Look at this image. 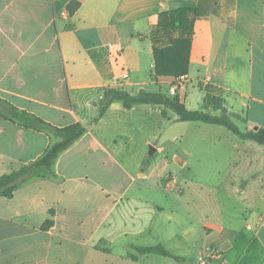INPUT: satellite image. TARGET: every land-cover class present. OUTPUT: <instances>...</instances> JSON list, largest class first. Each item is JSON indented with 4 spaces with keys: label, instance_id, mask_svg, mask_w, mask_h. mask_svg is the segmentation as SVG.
Masks as SVG:
<instances>
[{
    "label": "crops",
    "instance_id": "crops-1",
    "mask_svg": "<svg viewBox=\"0 0 264 264\" xmlns=\"http://www.w3.org/2000/svg\"><path fill=\"white\" fill-rule=\"evenodd\" d=\"M177 10L193 32L179 101L190 87L199 110L211 95L241 131L264 128L262 0H0V176L60 141L23 127L22 112L86 128L50 176L0 197V264H197L203 247L219 252L213 264H264V145L120 102L89 125L106 88L163 94L172 84L152 80L150 32ZM185 123L204 125L193 146L225 138L236 155L203 162L180 153L185 135L164 127ZM155 246L182 260L135 249Z\"/></svg>",
    "mask_w": 264,
    "mask_h": 264
},
{
    "label": "trees",
    "instance_id": "trees-1",
    "mask_svg": "<svg viewBox=\"0 0 264 264\" xmlns=\"http://www.w3.org/2000/svg\"><path fill=\"white\" fill-rule=\"evenodd\" d=\"M262 1L264 2V0ZM188 14L185 10L169 12L163 15L160 23L152 28L150 32V38L154 45V71L152 80L170 79L172 83H175L176 80L187 75L193 33ZM113 102H120L125 109L138 106L159 107L162 110L164 118L167 117V111H171L176 115L177 122H201L221 126L241 140L264 145V128L241 131L228 117L227 110L222 106L221 99L211 95L205 96L201 110L191 111L179 101L178 97L170 98L159 92L151 93L144 91L137 95H132L122 89L106 88L102 99L97 104V115L89 125L97 123ZM20 121L21 125L26 128H33L37 131H41L44 128L51 130L61 136L62 140L49 146L36 161L22 165L19 169L0 176V197L7 199L13 196V192L18 187L28 181L34 178L50 176L49 169L57 156L80 138L86 130L80 123H74L61 128L53 127L40 118L25 112L21 113ZM32 124L37 126L34 127ZM151 159L152 157L143 158L140 168L141 172L146 170ZM50 224V222H46L45 227ZM135 249L142 255L155 254L171 257L177 261L182 260L179 257L172 256L161 246Z\"/></svg>",
    "mask_w": 264,
    "mask_h": 264
},
{
    "label": "rangeland",
    "instance_id": "rangeland-1",
    "mask_svg": "<svg viewBox=\"0 0 264 264\" xmlns=\"http://www.w3.org/2000/svg\"><path fill=\"white\" fill-rule=\"evenodd\" d=\"M192 89L189 87L187 91V97L185 100V107L188 110L191 111H199L200 109V101L198 102L197 99H199V95L195 91H191ZM165 91V90H164ZM180 91V89L178 90ZM195 92V93H191ZM165 95V94H164ZM166 96V95H165ZM168 117H176V115L168 111ZM232 122L238 126L241 130H243V126L232 120ZM170 126V127H169ZM198 127L203 128L204 125L201 123H185L182 125H166L164 129L167 130L168 135H185L183 139H179L180 142H176V144H179L178 151L182 154L187 153L191 155L193 160L196 159H202L203 162L204 160H211V159H219V161L225 159L228 155H236V150L232 149V144H230L225 138L223 139V142L221 145L217 146L216 148H213L210 146L211 144L207 141L201 142L200 144L194 145L192 144L191 141V136L193 135L194 130H196ZM220 130H224L226 132L225 134H229L227 136H230V142H236L239 143V138L227 131L226 129L220 127ZM57 139L62 140V137L57 135L56 133H52ZM241 142V141H240ZM256 144V143H254ZM258 146V144H256ZM264 147V146H262ZM20 168V167H19ZM17 168V169H19ZM15 169V170H17ZM225 203H228L229 207H233L232 202L226 201ZM220 208V207H219Z\"/></svg>",
    "mask_w": 264,
    "mask_h": 264
},
{
    "label": "built area",
    "instance_id": "built-area-1",
    "mask_svg": "<svg viewBox=\"0 0 264 264\" xmlns=\"http://www.w3.org/2000/svg\"><path fill=\"white\" fill-rule=\"evenodd\" d=\"M119 68L124 72L125 66L122 63H118ZM127 73H123L122 75V81L127 79ZM185 77H182L175 81V83L170 84L167 86L163 94H165L167 97L170 98H177L178 97V90H182L183 87V80ZM219 252L214 249H210L207 247H203L198 256H197V264H213V261L217 260L219 258Z\"/></svg>",
    "mask_w": 264,
    "mask_h": 264
}]
</instances>
